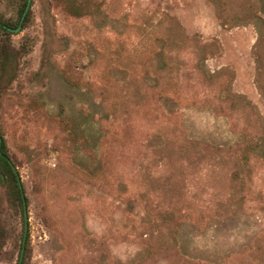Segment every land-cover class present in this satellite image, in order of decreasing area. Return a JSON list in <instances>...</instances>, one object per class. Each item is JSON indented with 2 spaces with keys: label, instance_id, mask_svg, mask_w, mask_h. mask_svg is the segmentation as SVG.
Returning <instances> with one entry per match:
<instances>
[{
  "label": "rangeland",
  "instance_id": "374dc122",
  "mask_svg": "<svg viewBox=\"0 0 264 264\" xmlns=\"http://www.w3.org/2000/svg\"><path fill=\"white\" fill-rule=\"evenodd\" d=\"M29 11L0 104L25 264H264V0ZM0 217L15 264L24 216L2 187Z\"/></svg>",
  "mask_w": 264,
  "mask_h": 264
},
{
  "label": "trees",
  "instance_id": "16d2710c",
  "mask_svg": "<svg viewBox=\"0 0 264 264\" xmlns=\"http://www.w3.org/2000/svg\"><path fill=\"white\" fill-rule=\"evenodd\" d=\"M7 5H14L16 8V15L13 20H6L0 16V104L1 99L6 94L8 88L11 86L13 81L17 77L19 70V60L24 55L30 52L29 41H24L18 48H14L10 41V35L13 34L8 29H15L19 25L22 14L25 10L27 0H2ZM30 21V11L28 10L21 23V27L24 28ZM1 139V136H0ZM15 166L11 160L4 142L0 143V187L9 196L11 203L22 210V199L21 194H24L22 185L21 189L18 186L17 172H14ZM21 184V183H20ZM25 198V195H24ZM26 202V198H25ZM21 232V239H22ZM27 236L25 239V245L23 249L21 264H25L26 259L29 256V245L27 242ZM12 239L6 228L3 226L0 217V259H4L7 253L4 248L8 240ZM21 250V244H19L17 254L15 256V264H19V255Z\"/></svg>",
  "mask_w": 264,
  "mask_h": 264
},
{
  "label": "water",
  "instance_id": "95a60500",
  "mask_svg": "<svg viewBox=\"0 0 264 264\" xmlns=\"http://www.w3.org/2000/svg\"><path fill=\"white\" fill-rule=\"evenodd\" d=\"M30 3H31V0H27L25 10H24V12L22 14V17L20 19V22H19V25L17 26V28L8 29L9 31H11L12 33H17V32H19L21 30V23H22V21L24 19V16H25L26 12L30 8ZM0 143H1V139H0ZM14 172H16V169H14ZM17 182H18L19 188L21 189V184H20V178L19 177H17ZM21 199H22V210H23V216H24V230H23L22 244H21V250H20V255H19V264H21V261H22L24 242H25V239H26V232H27L26 202H25L24 194H21Z\"/></svg>",
  "mask_w": 264,
  "mask_h": 264
}]
</instances>
